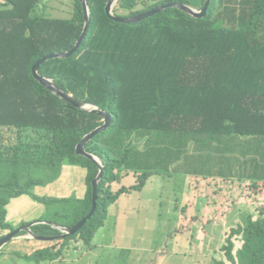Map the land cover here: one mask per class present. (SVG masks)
<instances>
[{
  "label": "trees",
  "instance_id": "16d2710c",
  "mask_svg": "<svg viewBox=\"0 0 264 264\" xmlns=\"http://www.w3.org/2000/svg\"><path fill=\"white\" fill-rule=\"evenodd\" d=\"M86 1L90 25L79 48L69 57L46 60L38 72L77 100L112 116L110 126L85 144V150L104 166L96 209L72 235L28 238L36 247L25 258L41 264L57 261L73 249L95 248L93 237L104 225L109 206L120 194L141 190L152 175L127 169L125 159L136 148L144 150L155 130H188L196 118L204 116L215 132L229 137L251 161L237 158L246 167L241 181L245 190L223 218L212 221L219 227L215 240L203 228L200 251L210 255L209 264H264V177L246 179L252 163L264 156V0H211L204 18L172 7L135 24L109 19L104 8L107 0ZM146 1L120 0L119 9L128 15L116 10L114 14L134 17L178 3L152 0L153 5L147 6ZM35 4V0H4L0 5V51L16 45L24 64L21 75H15L8 63L0 61V211L4 216L7 199L24 193L2 188L8 182L6 172H1L6 165L26 181L42 173L58 179L63 166L83 167L84 195L78 198L75 193L39 198L35 189L28 194L37 202L31 219L38 223L32 231L52 236L60 234L53 223L72 226L91 208V181L99 166L77 154L75 146L102 124V117L60 98L36 80L31 70L37 59L69 51L81 36L80 1L73 0L69 21L38 22ZM139 4L142 10L135 11ZM205 4L202 0L199 7ZM248 28L254 38H248ZM24 61H31L30 65ZM115 182L116 190L112 188ZM56 201L74 210L70 216L79 217L71 221L61 212L49 215V208L43 210ZM174 240L178 249L179 238ZM191 240L189 251L195 250L190 249Z\"/></svg>",
  "mask_w": 264,
  "mask_h": 264
},
{
  "label": "rangeland",
  "instance_id": "374dc122",
  "mask_svg": "<svg viewBox=\"0 0 264 264\" xmlns=\"http://www.w3.org/2000/svg\"><path fill=\"white\" fill-rule=\"evenodd\" d=\"M119 1L115 3L118 8ZM177 1L193 7L201 4V0ZM35 2L37 4L34 10L40 9L36 14L38 22L54 19L69 21L72 18L70 1L67 2L68 5L63 0H56L51 5L46 0ZM146 2L147 6L153 5L152 0ZM140 6L141 4L136 11L142 10ZM246 34L248 38H254V32L250 28ZM24 37L27 35L24 34ZM21 57L20 49L13 44L5 46L4 50L0 51V61L8 63V69L15 75H21V68L24 65ZM54 58L57 57L50 59ZM30 62L24 61L28 65ZM48 66L49 64L46 65ZM150 136L152 138L146 141L144 150L136 148V152H131L125 159L124 166L127 169L149 171L152 175L141 190H130L119 195L121 206L119 219L111 228L107 226L104 230V238L107 239L105 241L113 243L114 246L98 247L88 255L85 248L73 249L57 261L41 264L210 263L211 258L207 251H200L203 228L212 240L217 238L215 231L219 227L213 225L212 221L215 218H223L224 212L235 206L245 190L244 182L241 185V181L244 180L242 176L246 172L244 167L239 165L237 158L248 161H251V158L242 156L240 148H237L229 137L215 132L204 116L196 118L188 130H155ZM14 142L15 139L11 141ZM260 164L264 165V156H261L260 162L252 163V172L246 179L252 175L264 177ZM73 170L75 174L72 176L70 170L67 177L74 185V189L79 190L83 186L77 181V172H80V169ZM1 172H6L8 179L7 184L2 187L5 191L24 193L7 199L4 216L0 211V233L9 232L23 224L35 223L28 221L35 212L33 209L35 197L32 199L28 194L35 189L39 198L48 197L47 188L57 178L42 173L33 175L35 180L31 178L26 181L10 165H6ZM82 175L83 172H80V176ZM118 187L119 185L114 189ZM80 195H84V188H80L75 197L78 198ZM60 202L48 204L43 210L45 212L49 210V215L61 212L63 217H69L71 221L79 217V214L70 216L74 210L69 206L63 207ZM17 208L22 209L21 216L14 215ZM47 208L49 209L46 210ZM124 209H127L126 214L122 213ZM81 219L82 217L78 221ZM173 224L177 227L175 228ZM177 233L182 234L177 235L179 245L178 249H174L175 240L172 242V238ZM190 238L192 239L190 249L195 250L189 251ZM34 247L36 245L33 240L20 237L18 241L8 244L1 250L0 264H36L35 261L26 259L24 255L26 253L30 257ZM14 249L20 250V254L12 251Z\"/></svg>",
  "mask_w": 264,
  "mask_h": 264
},
{
  "label": "water",
  "instance_id": "95a60500",
  "mask_svg": "<svg viewBox=\"0 0 264 264\" xmlns=\"http://www.w3.org/2000/svg\"><path fill=\"white\" fill-rule=\"evenodd\" d=\"M79 1L82 5V9H83V13H84V27H83L81 36L74 43L73 47L69 51H66L64 53L49 54L48 56L37 59L33 63L31 70H32V73H33L36 80H38L41 84H43L51 92L57 94L60 98L70 101L72 104H74L78 108H81L87 112L97 113L98 115H100L102 117V124L97 126L96 128H94L93 130H91L87 134H85L82 137L81 141L75 147V152L77 154L83 155V156L93 160L99 166V170H98L97 175L91 181V184H92V198H91L92 199V205H91L89 212L85 216H83L82 219L80 221H78L75 225L64 226V225H57V224L53 223L52 224L53 227H55L56 229H58L60 231V234H57L56 236H54V235L43 236V235H39V234H34L31 227L34 224L38 223L37 221H35V223L23 224V225H20L16 228L10 230L9 232H7L6 234H4L3 236L0 237V252L4 248V245L13 241L16 238H20V236L25 237V238H33V239H37V240H52V239H58L60 237H64L67 235H72V234L76 233L85 224V222L93 215V213L96 209V201H97V197H98L97 185H98V182L102 178L104 166L102 165L101 160L97 156H95L94 154L87 152L85 150V144L88 141H90L95 135H97L98 133L107 129L110 126V124L113 121L112 116L109 112L102 110V109H99L96 105H93L91 103H85V102H82L80 100H77L70 93H67V92L63 91L62 89H60L59 87H57L52 82V80L50 78L42 76L38 72L39 65L42 64L43 62H45L46 60H48L52 57H57V58L69 57L79 48L81 42L83 41V39H84V37L88 31L89 25H90V13H89L87 1L86 0H79ZM116 2H117V0H108L106 7H105V13L109 17V19H111L117 23H121V24L122 23H125V24L137 23L139 21L145 20L149 17H152V16L158 14L167 8H172V7L173 8H179L180 10L191 15L194 18H204L207 16V13H208V10H209L210 4H211V0H207L204 8H202L201 10L198 11V10L188 6V5H184L181 3H170V4L160 6L158 8L151 10V11H148L146 13H143V14L131 17V18H123V17L115 15L113 12V7L115 6ZM22 231L26 232V234H23V235L20 234Z\"/></svg>",
  "mask_w": 264,
  "mask_h": 264
},
{
  "label": "crops",
  "instance_id": "0c3cea01",
  "mask_svg": "<svg viewBox=\"0 0 264 264\" xmlns=\"http://www.w3.org/2000/svg\"><path fill=\"white\" fill-rule=\"evenodd\" d=\"M3 1L4 0H0V5L3 4ZM55 1L56 0H46V2L48 4H50V5H51V3L55 2ZM69 1H70V5H71V9H72V15H73V8H72L73 7V5H72L73 4V0H63V2H65V3L69 2ZM201 2H202V0H201ZM167 4H170V3H167ZM67 5H68V3H67ZM164 5H166V4H164ZM184 5H186V4H184ZM63 6L64 5H62V7ZM161 6H163V5H161ZM188 6H190V5H188ZM199 6H200V4H198L195 7H193V6H190V7H192V8H194V9H196V10L199 11L201 9ZM156 8H158V7H156ZM113 10H116L117 13H119V14H123V15H127L128 14L127 11L120 10L117 7V4L113 7ZM38 11L40 12V9H38ZM135 11H136V8H135ZM128 18H131V17H128ZM55 20H57V19H55ZM142 21H144V20H142ZM139 22H141V21H139ZM139 22H137V23H139ZM130 24H135V23H130ZM73 169H78V170L80 169V172H83V175L82 176H80V172H77V181L79 183H82V185H83L80 188H84V179L86 177V170H85V168H83V167H77V166H63L62 167V170H61V174L58 177V179H56V181H54L50 186H48V188H47V192L49 193L48 196H53V197H69L71 194H74V193L76 194V193L79 192L80 188H79V190H75L74 189V185L71 184V181L67 177V172L70 171V170H72V172H71L72 173V176L75 174V170H73ZM244 172H246V167H244ZM116 186H117V183L115 182L114 185L112 186V188L114 189V187H116ZM35 193L37 194L38 192L35 191ZM36 203L37 202L34 203V206H35ZM126 210L127 209H124L122 211V213L123 214H126ZM120 213H121L120 198H118L113 204H111L109 206L108 212H107V216L105 218L104 225L102 227H100L99 229L96 230V233H95V235L93 237V241H94V244L96 245V247L93 248V249H91V250H88L87 251V255L90 254V253H92V252H94L98 247L109 246V245L114 246L113 243H110V242L107 243L105 241L107 239L104 238V230L106 229L107 226H109L111 228V226H113V225L116 224V221L119 219ZM26 214H27V212H26ZM14 215L15 216H21L22 215V209L21 208H17V211L14 212ZM28 221H34L35 222V220H33L31 218H29ZM6 233L5 232L0 233V237L3 236ZM176 235H178V234H176ZM176 238L177 237H174V238H172V240L173 239H176ZM98 239H100V240H98ZM18 240H19V238H16L13 241H11V242L7 243L6 245H4V247L7 246L8 244H10V243H12L14 241H18ZM19 248L21 249V246L20 245H19ZM12 251H16L17 253L20 254V250L18 251V250H15L14 249ZM24 254H26V253H24Z\"/></svg>",
  "mask_w": 264,
  "mask_h": 264
},
{
  "label": "clouds",
  "instance_id": "9594fccd",
  "mask_svg": "<svg viewBox=\"0 0 264 264\" xmlns=\"http://www.w3.org/2000/svg\"><path fill=\"white\" fill-rule=\"evenodd\" d=\"M3 3H4V1H3Z\"/></svg>",
  "mask_w": 264,
  "mask_h": 264
}]
</instances>
